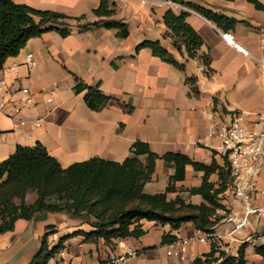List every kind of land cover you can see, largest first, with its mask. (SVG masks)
<instances>
[{"label": "crops", "instance_id": "1", "mask_svg": "<svg viewBox=\"0 0 264 264\" xmlns=\"http://www.w3.org/2000/svg\"><path fill=\"white\" fill-rule=\"evenodd\" d=\"M12 1L73 18L86 16L82 25L99 24L85 31L76 25L66 38L55 31L47 32L28 41L17 57L6 61L0 70V81L6 79L13 90L29 88L32 106L17 119L0 114V164L18 146L37 144H42L64 168L93 158L122 163L132 145L141 141L150 144L159 156L180 152L198 163L209 166L216 161L224 166L223 156L215 149L217 140L210 139L209 115L214 113L216 123L227 124L237 114L253 121L254 114L263 110L264 11L257 10L248 0H183L237 20L238 25L229 32L186 6L174 3L177 7H172L170 0H113L116 15L101 19L93 14L101 0ZM260 2L264 5V0ZM170 9L176 14H189L188 24L204 41L199 57L190 59L185 49L179 53L172 40L165 38L168 29L164 16ZM104 21L125 22L130 36L120 39L118 30L106 28ZM223 34L230 35L232 42L225 40ZM145 41H159L185 64V72L154 56L150 49L137 51ZM26 54H33L37 61L31 71L24 65ZM202 55L211 57L213 73L209 75L205 73ZM76 76L90 86L100 83L101 91L112 98L103 111H90L84 104L85 93H74ZM186 78L197 79L199 97L190 95ZM53 90V102L47 103L45 95ZM130 106L132 113L127 112ZM37 123L40 127H36ZM185 173V180L177 183L179 191L168 194V200L181 197L187 203L202 204L201 196H192L185 190L199 188L204 173L190 165ZM173 174L174 169L157 160L156 171L145 192L164 193ZM211 182L218 183L216 174ZM225 202L233 204V199L228 197ZM252 223H256L255 229L251 224L227 236L231 228L222 220L214 230L213 243L229 256H238L246 243V264H264V258L255 251L264 245V219H254ZM49 226L51 230L47 229ZM60 226L67 235H57ZM80 230L90 232L92 228L65 214L44 213L32 221L19 220L14 231L0 235V264H13L12 255L19 237L38 234L42 238L48 232L52 233L48 238L50 248L65 239L63 251L49 264H104L112 255L127 254L130 264H194L212 248L194 243L184 260L177 254L168 256L164 237L172 236L176 240L198 237L201 231L192 222L173 230L168 224L142 220L135 236L116 240L114 247L102 240L96 244L84 243L82 237L72 235Z\"/></svg>", "mask_w": 264, "mask_h": 264}, {"label": "trees", "instance_id": "2", "mask_svg": "<svg viewBox=\"0 0 264 264\" xmlns=\"http://www.w3.org/2000/svg\"><path fill=\"white\" fill-rule=\"evenodd\" d=\"M170 1L190 8L224 32L234 30L239 23L212 9L183 0ZM248 2L257 10L264 11L260 0ZM116 8L113 0H101L93 14L100 19L110 18L116 15ZM188 15L168 10L164 16L168 29L165 38L172 40L179 53L182 54L185 49L188 57L194 59L199 57L204 41L188 24ZM86 19V16L73 18L55 11L36 10L12 0H0V70L9 58L17 57L31 39L50 31L66 38L76 25L80 31H85L99 24L82 25ZM104 26L117 29L120 39L130 36L129 26L125 22L104 21ZM141 49H150L154 56L185 72V64L165 50L159 41H145L137 47V51ZM200 58L206 68V75L213 73L211 57L202 55ZM186 84L190 95H201L196 78H186ZM100 87V83L90 86L76 76L73 91L76 95L85 93L84 104L90 111L101 112L112 98L105 95ZM214 102L217 103L216 100ZM132 111L133 108L128 107L127 112ZM223 158L224 166L218 165L216 161L208 166L180 152L159 156L153 152L150 144L136 141L122 163L93 158L64 168L42 144L35 147L18 146L16 152L0 164V235L14 231L19 220L32 221L44 213L65 214L83 221L92 230H80L72 235L82 237L84 243L96 244L102 240L109 247H114L116 240L135 236L142 220L168 224L173 230H179L183 224L192 222L196 230L214 232L224 219L219 211L226 209L224 202L231 197V167L228 158ZM157 160H162L166 167L174 169V174L169 178L164 193L150 195L145 192V186L153 179ZM189 165L195 171L204 173L199 188L185 190L192 196H201L204 202L200 205L187 203L181 197L168 200V194L179 191L177 183L185 180L186 167ZM215 174L218 183L211 182ZM29 193L36 194L35 204L26 203ZM47 229L51 230L52 227ZM51 234H44L41 248L30 264H49L63 248L65 239L50 248L48 238ZM175 240V237L165 236L164 244ZM246 248L245 243L238 256H229L213 243L211 252L197 258L194 264H246ZM255 251L264 258V246L256 247Z\"/></svg>", "mask_w": 264, "mask_h": 264}, {"label": "built area", "instance_id": "3", "mask_svg": "<svg viewBox=\"0 0 264 264\" xmlns=\"http://www.w3.org/2000/svg\"><path fill=\"white\" fill-rule=\"evenodd\" d=\"M171 5L177 7L174 3ZM223 37L228 42H232L230 35L223 34ZM242 52L248 56L247 51L242 50ZM24 65L30 71L36 68L37 61L33 54L25 55ZM30 93L29 88L13 90L7 80L2 79L0 114L17 119L26 108L32 106ZM54 94V90L46 93L47 103L53 102ZM254 115L253 121H246L244 114H237L227 124L216 123L213 120L214 113L209 115L212 118L210 139L217 140L218 145L215 149L228 158L231 167L233 204L224 202L226 209L219 211L224 217V222L231 228L227 236H233L248 228L254 219H264V107L261 112ZM36 127H40V123H37ZM215 236V231H201L198 237L175 240L167 244L168 256L177 254L181 260H184L194 243L212 245ZM104 264H130V254L112 255Z\"/></svg>", "mask_w": 264, "mask_h": 264}, {"label": "rangeland", "instance_id": "4", "mask_svg": "<svg viewBox=\"0 0 264 264\" xmlns=\"http://www.w3.org/2000/svg\"><path fill=\"white\" fill-rule=\"evenodd\" d=\"M36 199L37 197L35 193H29L26 198V203L29 205L35 204ZM251 228L255 229L256 223H252ZM67 234L68 233L66 230L60 226V230L58 231L57 235L59 237H63ZM41 242L42 238L39 237L38 234H36V236H34V234H27L19 237L15 243V250L12 255L13 264H30L34 256L40 250ZM63 249L64 247L60 250L57 256L63 251ZM57 256L55 258H57ZM52 264L54 263L52 262Z\"/></svg>", "mask_w": 264, "mask_h": 264}]
</instances>
